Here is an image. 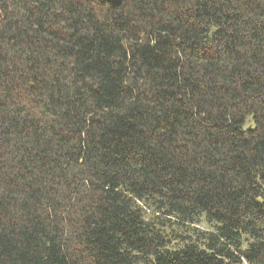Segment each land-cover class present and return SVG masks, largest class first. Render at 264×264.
Segmentation results:
<instances>
[{"label": "trees", "instance_id": "16d2710c", "mask_svg": "<svg viewBox=\"0 0 264 264\" xmlns=\"http://www.w3.org/2000/svg\"><path fill=\"white\" fill-rule=\"evenodd\" d=\"M263 184L264 0H0V264H264Z\"/></svg>", "mask_w": 264, "mask_h": 264}, {"label": "rangeland", "instance_id": "374dc122", "mask_svg": "<svg viewBox=\"0 0 264 264\" xmlns=\"http://www.w3.org/2000/svg\"><path fill=\"white\" fill-rule=\"evenodd\" d=\"M254 128V123L252 122V119H248L246 123L243 126V129H252ZM261 201H264V184H263V196L260 198ZM196 227L203 231H210L213 230L215 225L210 224L204 216H201L198 218V223L196 224Z\"/></svg>", "mask_w": 264, "mask_h": 264}]
</instances>
